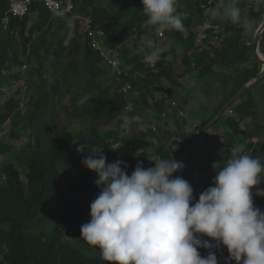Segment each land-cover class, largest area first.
I'll return each mask as SVG.
<instances>
[{
	"label": "trees",
	"instance_id": "1",
	"mask_svg": "<svg viewBox=\"0 0 264 264\" xmlns=\"http://www.w3.org/2000/svg\"><path fill=\"white\" fill-rule=\"evenodd\" d=\"M73 1L78 9L82 1ZM108 1H111L112 9L106 8L103 0H83L82 6L87 10L81 7L71 14L65 10L52 13L45 6L35 4L22 20L8 16L10 24L5 29L1 24L9 7L0 0V126L11 120V135L18 137L20 134L29 140L19 153L13 145L0 140V158L4 159L0 163V264H107L101 259L98 248L80 238L81 226L90 220L87 217L89 199L100 191L95 184V173L82 164L89 153L76 151L80 143L88 144L97 152L102 151L107 163L123 161L127 166L123 170L129 175L138 163L145 168L153 167L149 158L169 155L183 163V169L173 175L189 181L193 202L212 185L213 165H222L225 161L213 159L207 146L208 143L217 145L212 140L202 141V147L207 149L202 154L207 157L206 162L200 154H187L199 151L201 146L188 148V134L180 133L189 121L174 111L176 100H172L176 97V89L182 85L173 76V68L176 69L177 60L182 58L186 72L197 74L198 71L196 78L200 79H217L224 90L215 113L199 127L203 131L235 94L261 72L262 63L254 56L253 45L239 52L242 42L253 44V38L245 36L247 32L243 34L240 23L232 24L222 33L226 24L224 18L208 30L201 26L200 34L206 33L207 38L202 42L203 48L200 47L197 33L207 20L205 6L208 5L204 0H177L184 31L163 32L172 37L173 43L167 53L160 55L157 71H153L142 62L137 49L142 35L151 36L156 46L160 36L152 26H145L147 17L142 13L141 0ZM251 3L250 15L255 23L252 28L258 30L264 19V0H251ZM75 12L82 14L79 17H89L93 27L104 30L109 47L118 49L127 65L144 73L145 78L130 81L129 94L138 93L139 96L123 92L127 79L115 76L89 42L70 35L74 32L72 28L87 34L80 20L68 23V18ZM212 35L223 37V41L214 47L210 40ZM133 36L138 45L130 55L123 51V45ZM70 38L74 39L70 41ZM261 50L264 54V35ZM168 58L173 61L169 63ZM227 68H232V75L215 71ZM164 78L170 86L164 85ZM24 80L27 82L26 95L20 87L5 100V90ZM240 100L242 102L231 105L212 126L215 128L220 122L229 125L228 133L224 132L229 139L227 149L216 147V150L225 156L227 151L243 145L246 154L264 163V140L262 146L249 140L255 136L254 126L264 113V77ZM185 104L188 107L190 102L187 100ZM165 113L168 115L164 119ZM124 114L129 117L139 115L145 126L138 129L133 124L123 135L112 131L110 128L117 125L116 122L122 123ZM207 133L203 136L208 137ZM220 136H217L218 141ZM174 139L178 141L169 148V142ZM116 145L119 149L114 147ZM181 146L186 147L180 153L182 157L178 154ZM139 150L144 151L137 157L134 153ZM15 151L16 159L9 163L7 160ZM24 165L27 172L22 175L20 168ZM197 174L201 175L198 177ZM258 187L264 189V182ZM253 201L255 207L264 211V197L255 195L254 191ZM208 244L210 247L198 250L201 256L205 257L211 251L216 254L218 264H225L227 249L217 248L211 240Z\"/></svg>",
	"mask_w": 264,
	"mask_h": 264
},
{
	"label": "clouds",
	"instance_id": "2",
	"mask_svg": "<svg viewBox=\"0 0 264 264\" xmlns=\"http://www.w3.org/2000/svg\"><path fill=\"white\" fill-rule=\"evenodd\" d=\"M1 1L3 4L7 3L9 7L5 16L7 18L12 15L10 3L7 0ZM71 1L75 5L74 1ZM204 1L209 7L216 6V0ZM141 3L142 13L147 17L145 26H152L155 33H159L157 43L166 34L163 33L165 31H184L182 14L178 13L176 7L177 0H141ZM246 5L244 9L241 6V10L236 0H229L220 15L234 24H245L246 18L243 21L240 15L252 5L251 1ZM210 11L212 15H209V19L213 22H221L214 19L217 15L216 10L210 9ZM29 12L30 10L27 14ZM208 12L209 8L205 9V13ZM27 14L18 19L22 20ZM79 16L82 14L75 12L72 20L79 22ZM1 25L6 29V25L3 23ZM203 25H200L197 33L198 46H200V32ZM77 29L79 31V28ZM240 30L245 34L244 29ZM100 32H103L104 36H100ZM73 34L76 37L83 33L73 32ZM95 35L97 40L102 41L101 50L94 47L90 34L82 37L83 42H89L92 48L101 54L115 76L127 79L128 82L124 86H129L128 95L131 91V79L146 76L127 65L118 49L109 47L104 30L101 29ZM136 43L138 45V41ZM220 43L217 42L213 46ZM250 45H253L254 56L262 63L261 67H264L261 46L255 48L254 44L250 43ZM116 52L119 53L122 63V75H118L107 60ZM137 52L142 55V62L149 65L148 69L157 71L156 62L160 59L161 50L151 36L145 34L140 37ZM190 56L194 55L190 54ZM172 61L173 58H168L169 63ZM180 64V67L175 64L176 69L173 68V76L175 74L176 79L177 75L179 79L196 77L198 71L197 74L186 70L183 74L179 73L182 67L186 68L182 64V58ZM195 64L193 58L194 69ZM263 72L264 69L259 74ZM232 73L226 74L232 75ZM179 94L183 96L181 92ZM136 96H139L138 93ZM180 102L186 100L181 98ZM178 114L181 118H187L186 112L183 113L184 116L180 112ZM133 124H136L138 129L145 126L139 115L126 116L119 125L121 134L127 133ZM198 130L202 136L196 132L192 134L197 140L195 146H202L203 139L208 137L203 136L206 133L204 130ZM27 141L29 143L28 139ZM250 141L258 143L255 139ZM219 142L217 145L222 149ZM76 151L89 153L82 160V164L87 170L95 173L97 177L95 184L100 189L97 197L90 204L89 222L81 226L80 238L98 248L101 259L107 264H218L214 252L209 251L207 256L202 257L198 251L200 248L210 247L209 240L214 241L217 248L223 246L227 249L228 258L225 264H231L232 261H235V264H264V211L255 207L253 201L254 191L255 195L264 197V189L258 187L264 182V163L259 158L246 154L243 145L232 148L230 157L222 165L220 163L213 165L215 175L212 185L199 194L196 202H193V188L189 181L173 175L183 169V163L169 155L149 158L154 164L153 167L145 168L138 163L129 175L123 170L127 167L123 161L107 163L102 151L97 152L86 143L78 144ZM143 151L139 150L134 155L138 157ZM218 165L220 166L217 169Z\"/></svg>",
	"mask_w": 264,
	"mask_h": 264
},
{
	"label": "rangeland",
	"instance_id": "3",
	"mask_svg": "<svg viewBox=\"0 0 264 264\" xmlns=\"http://www.w3.org/2000/svg\"><path fill=\"white\" fill-rule=\"evenodd\" d=\"M81 1L82 2H81V4H79V6H78L79 8L78 9L80 10L81 7H82V10H87L86 8H84V6H82L83 3H84L83 0H81ZM237 1H238V3H240L239 0H237ZM222 2H223V0H216V6H210V7L209 6H205V7L209 8V12L207 14L205 13L206 17H207V20L203 21V24H204L206 30L211 28V25L218 23V22H213L211 19H209V15H212L210 9H215L216 12H217V15L214 16L215 20L222 21L224 19L220 15V13L222 12L221 8L224 7V3H223V5H220V6H219V3H222ZM246 2L247 1H244V3H246ZM103 4L108 9H112L113 8L111 1L103 0ZM183 4H184V7H186L187 3L184 2ZM253 4H255V2ZM179 7L181 8V5H179ZM247 9H249V11H251L253 9V5H249L247 7ZM91 10L92 9H90V11ZM240 17L242 18V15H240ZM243 18H245V15H244ZM71 20H72V17H69L68 21H71ZM225 21H226L225 22L226 24L222 28V33H225V31L229 27H231L232 24L235 25L234 23L229 22L228 19H226V18H225ZM8 23H10V21ZM201 23H202V21H201ZM240 25L244 29H245V27L246 28L249 27V31L250 32H247L245 30V32H247L245 36H249L248 37L249 39L253 38V40H254L255 39L254 36L256 35L257 28L253 29L252 28L253 25H248L247 23H245L244 26L241 23H240ZM93 28L94 29H100V28H95V27H93ZM72 31H74L76 34L79 33L77 28H72ZM84 31L86 32L85 28H84ZM70 35L72 36L74 34L70 33ZM85 35L86 34H80L81 37H83ZM206 35H207L206 33H201V39L199 40V43H200L201 47H203L202 46V42H204L205 38H207ZM210 38L209 39L211 40L212 45H214L217 42H222L223 41V37L218 36V35H212ZM70 40H71V38H70ZM160 40H161L159 42L160 47H162L163 50H169L171 45H172V37H170V35L168 33H166L165 36L161 37ZM136 41H137V38L135 36L131 37L127 41V44L125 45V47L130 45L132 48H134L133 44H135ZM107 44H108V41H107ZM249 46H250V43L242 42L239 52H241L244 47H247V49H249ZM212 57H215V54H213ZM238 59H239V57H238ZM231 69L232 68H227V69H223V70L217 69L215 71L217 73L218 72H222V73L223 72L224 73H228L229 72L231 74ZM185 70L186 69L184 67H182L179 73H184ZM262 70H263V67L261 68V72H262ZM234 73H236V71H234ZM174 76H175V74H174ZM177 79H179V75H177ZM190 81H192L191 82V90H187L186 89V87L190 84V82H187V81H182V83H183L182 86H184V87L179 89V91L181 92L183 97L188 98L187 100L190 102V105L187 107L186 104H185L186 102L185 103L180 102L181 98H180V94L178 92L176 93V97L173 99V100H176L174 102L175 103L174 111H176V113H178V112L181 113L182 111L183 112L188 111L189 120L187 119L188 117L186 119L189 121V123L192 126H190V124H188L187 127L183 128L181 130V132H180L181 134H183V133L188 134V141H189V144H187L188 148H192V147H194L196 145L194 143L197 140L192 135V132H196L197 134H200L199 136H202V133L198 130L199 127L215 113V108H216V106L218 107V105H217L218 102H220L223 99V96H224V93L222 92L224 90H223L221 84L216 79H210L208 81H206V80L204 81V79H199V81H197L196 79H190ZM165 83L170 86L169 83H167V82H165ZM195 83H196V87L194 86ZM256 83L254 84V86L256 85ZM25 86H27L26 80H24V81H22L20 83H17L15 85L12 84V86L10 88L5 90V94H6L5 95V100H7L9 97L13 96L20 87L23 88V90H24ZM254 86H252V87H254ZM25 93L26 92L24 90V94L23 95H26ZM128 95L135 97L136 93H130ZM156 97L160 98L159 95H157ZM149 100H151V98H149ZM239 102H242V100L237 101L236 104L234 103V105H237V103H239ZM23 106H25V102L22 103V107ZM166 115H168V114L166 113ZM166 115L163 117L164 119H165ZM124 116H127V115L124 114ZM116 124L117 125H113L114 127L110 128V129L112 131H114V132L121 133V129L119 127L120 123L116 122ZM171 125L173 126V129L177 131L176 126H174L173 123H171ZM198 125H200V126H198ZM255 125L256 126L253 129V131L255 133V136L252 139H255L258 142V144H260L262 146L263 140H264V113H263V117L261 118V120H259ZM10 126H11V120L8 121V123L6 125L0 126V139L7 145H13L16 148L17 152L19 153V150L22 149L26 144H28V141H27V139L25 137H23L20 134H18L19 135L18 137L12 136L11 132H10ZM228 129H229V125L224 124L223 122H220L215 128L210 129V131L207 133L208 138L203 139V140H207V141H211L212 140L214 142H219L218 139H217V136L221 135L220 137H222V138L220 139V142H219L220 143V147L223 150H226L227 149L226 141H228L229 139L224 135V132L227 131ZM227 133H228V131H227ZM249 140H251V139H249ZM207 146H209L210 150L212 151V153H213L212 156H213L214 160L217 159V158H220V159H223V160L226 161L231 155V151H227L228 154L225 155V156H223L222 154H218V151L216 150V147H218L217 145H210L208 143ZM114 147L119 149L118 148L119 146H117V145L114 146ZM183 149L185 150L186 147L183 146V148H182V146H181V147L178 148V154H179L180 157H182V155L180 153H182ZM206 151H207L206 147H202L201 146L199 151H189L187 154L189 156H191L192 154H194V155L200 154V156H202V154H204ZM202 158H205L204 162H206L208 160L207 157H205V156H202ZM15 159H16V151H15L14 155L7 161L9 163L10 162H14ZM3 161H4V159H3V157H1L0 158V163L3 162ZM201 163L203 164L202 161H201ZM20 171L22 172V175H25L26 172H27L26 166L24 165V168H20ZM197 175L199 177L201 174H197ZM96 197L97 196L93 194L92 198H90L89 200H91V202H92ZM91 202H89V205H88L89 207H90ZM87 217H90V213L88 214ZM69 237L70 236H68L67 240L70 242V238Z\"/></svg>",
	"mask_w": 264,
	"mask_h": 264
},
{
	"label": "built area",
	"instance_id": "4",
	"mask_svg": "<svg viewBox=\"0 0 264 264\" xmlns=\"http://www.w3.org/2000/svg\"><path fill=\"white\" fill-rule=\"evenodd\" d=\"M7 1L10 3L11 6L10 11L12 15H16L18 17H22L25 14H27L31 6L35 3H42L53 13L61 10H65L71 13L73 12L75 6L71 0H7ZM8 22L9 19L7 17L4 19L3 24L7 26ZM99 35L104 36V33L100 32ZM90 37L93 38L94 47L97 48L98 50H101L102 41L97 40L96 35L93 33H90ZM104 56L106 55L104 54ZM107 60L109 61V64L113 67V69L118 75L123 74L122 63L120 60L119 53L116 52L112 57H108ZM122 91L127 93L129 91V86H124ZM165 115L166 113L163 115V117ZM181 115L184 116L183 113H181Z\"/></svg>",
	"mask_w": 264,
	"mask_h": 264
},
{
	"label": "crops",
	"instance_id": "5",
	"mask_svg": "<svg viewBox=\"0 0 264 264\" xmlns=\"http://www.w3.org/2000/svg\"><path fill=\"white\" fill-rule=\"evenodd\" d=\"M240 1V3H238V1L236 2V4L238 3V7H241L242 6V8H244V1H247V2H250L251 0H239ZM229 1L228 0H223V2L222 3H219V6L220 5H223V3H224V6L226 5V3H228ZM221 9H223V8H221ZM249 9H245V11H244V14L242 13V19H243V17H244V15H245V18H246V20H245V23H247L248 25H253V24H255L254 22H253V20H252V18L250 17V14H249ZM249 17H250V19H249ZM245 30L247 31V32H250L249 31V27L248 28H246L245 27ZM257 31V30H256ZM165 36V35H164ZM163 36V37H164ZM128 41V40H127ZM127 41H125V43H124V45H123V47H124V49H123V51H125V52H128L130 55L131 54H133L134 52H135V50L137 49V43H135V44H133V47L134 48H132L130 45L129 46H127V47H125V45L127 44ZM161 40L159 39V41H158V47L162 50L161 51V54L160 55H162V54H164V53H166L168 50H163V48L162 47H160V44H159V42H160ZM176 66H178V67H180L181 66V64H180V60H178L177 61V63H176ZM183 74V73H182ZM190 79H196L197 81H199L196 77H190ZM190 79H186V78H182V79H179V83H181V85H183V83H182V81H187V82H190V84L186 87V89L187 90H191V82L192 81H190ZM165 82H167V83H169L170 84V82L168 81V80H166V79H164V85L165 86H168ZM197 83V82H196ZM196 83L194 84V86L196 87ZM178 88H182V86H180V87H178ZM178 93H180L179 92V90L177 89L176 90ZM182 99H185L186 100V102H187V99L188 98H185V97H183V96H180ZM192 101V100H191ZM218 105V104H217ZM217 107V106H216ZM174 109H175V107H174ZM216 109V108H215ZM182 113H183V111H182ZM186 113H187V117H188V111H186ZM188 120H189V117L187 118ZM190 124V123H189ZM190 126H192L191 124H190ZM198 126H200V125H198Z\"/></svg>",
	"mask_w": 264,
	"mask_h": 264
},
{
	"label": "water",
	"instance_id": "6",
	"mask_svg": "<svg viewBox=\"0 0 264 264\" xmlns=\"http://www.w3.org/2000/svg\"><path fill=\"white\" fill-rule=\"evenodd\" d=\"M263 26H264V19L262 21ZM264 34V27L259 30L256 33V38L260 39V36H262ZM258 43L255 42V48L258 47ZM264 76V72L261 73L260 77ZM260 77L258 76L255 79H252L251 81H249L232 99L231 101L228 103V105L226 107H224V109L222 111H220V113L209 123V125L206 127V129L204 130L205 132L210 129L214 124H216V122L224 115V113L226 112V110L233 105L234 103H236L243 95H245L248 90H250L252 88V86H254V84L260 80ZM175 140H171L168 144L169 148L171 147L172 143ZM177 161V160H176ZM175 174V173H174Z\"/></svg>",
	"mask_w": 264,
	"mask_h": 264
},
{
	"label": "bare ground",
	"instance_id": "7",
	"mask_svg": "<svg viewBox=\"0 0 264 264\" xmlns=\"http://www.w3.org/2000/svg\"><path fill=\"white\" fill-rule=\"evenodd\" d=\"M191 1V0H190ZM33 6V5H32ZM31 6V7H32ZM78 11V9H77V7L76 6H74V9H73V11ZM68 13H70V12H68ZM14 17H18V16H16V15H13ZM79 18V20H80V25L83 27V28H85L86 29V33L87 34H90V33H93V34H95V33H97L98 31H100L101 29H94L93 28V26H92V21H90L89 22V20H91L89 17H85V16H83V17H78ZM88 25V26H87ZM264 26H263V23L262 24H260V26H259V28H258V30L256 31V32H258L259 30H261L262 28H263ZM7 28V27H6ZM201 35V34H200ZM264 35V34H263ZM263 35L262 36H260V39H258V38H256V35L254 36V40H253V44L255 45V42H257L258 43V45L259 46H261V43H262V41H263ZM263 69H264V67H263ZM260 75L261 74H259V75H257L255 78H257L258 76L260 77ZM264 76H262V77H260V79L261 78H263ZM255 78H253V79H255ZM205 129H206V127H205ZM204 129V130H205Z\"/></svg>",
	"mask_w": 264,
	"mask_h": 264
}]
</instances>
